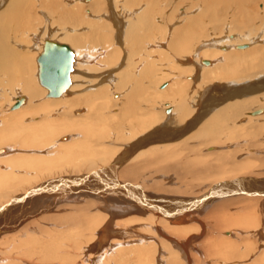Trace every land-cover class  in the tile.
<instances>
[{
	"label": "bare ground",
	"instance_id": "bare-ground-1",
	"mask_svg": "<svg viewBox=\"0 0 264 264\" xmlns=\"http://www.w3.org/2000/svg\"><path fill=\"white\" fill-rule=\"evenodd\" d=\"M166 1L0 0V245L20 235L0 246V264H191L189 252L203 228L195 213L215 196L221 203L249 196L241 214L222 221L262 235L264 153L255 149L256 140H264V82L254 78L264 74V17L253 13L255 0H191L187 7ZM113 4L123 11L115 14ZM45 5L54 14L38 12ZM39 13L49 23L29 40ZM57 20L69 28L56 27ZM104 27H112L109 38ZM49 43L74 53L71 85L59 97L49 96L40 79L39 59ZM223 139L238 142L222 153ZM203 153L218 157L200 176L212 182L198 197L212 190L210 196L145 195L163 187L157 177L180 186L181 195V174ZM83 196L111 204L90 217L79 207ZM34 200H41L36 220L58 207L76 214L57 218L51 233L34 237L28 230L19 234L23 227L15 222L2 223ZM159 226L181 246L167 248ZM242 233L226 231L204 242L205 264L215 255L219 264H248L251 236ZM34 253L39 262L24 258ZM260 253L253 264H264L263 248Z\"/></svg>",
	"mask_w": 264,
	"mask_h": 264
},
{
	"label": "rangeland",
	"instance_id": "rangeland-1",
	"mask_svg": "<svg viewBox=\"0 0 264 264\" xmlns=\"http://www.w3.org/2000/svg\"><path fill=\"white\" fill-rule=\"evenodd\" d=\"M33 1V0H32ZM35 1V0H34ZM48 1V0H47ZM63 2L64 1H72V0H62ZM123 1V0H122ZM168 1V0H167ZM166 1V2H167ZM171 1H174V0H171ZM181 2H184L183 3V7L184 6H190L191 5V0H180ZM187 1V2H186ZM257 1V2H256ZM41 3H42V1H41ZM40 3V4H41ZM69 3H72V2H69ZM253 6V8H255V11H254V9H253V13L255 12V13H259L260 12V16L262 17H264V14H263V11H262V9H263V5H264V0H255V2L252 4ZM47 8H45L44 10H42L41 8H39L38 9V12H41V11H43V12H45L46 14H48V15H52L51 14V12L54 14V12L53 11H51V8H50V6H48V5H45ZM113 6H114V4H113ZM121 8L123 9V6H121ZM121 8H117L116 6H114V9H113V11H114V13L115 14H117L119 11H123V10H121ZM168 9L169 8H167V11H168ZM51 11V12H50ZM166 11V12H167ZM263 14V15H262ZM118 15V14H117ZM239 15V14H238ZM40 16V17H39ZM237 17H239V16H237ZM254 17V16H253ZM36 18H41L42 20H38V22H36V21H34L33 22V33L34 34H32V33H30L29 34V40H32V38L34 37V35H35V33H39L40 31V29H42V28H45V24H47L48 25V23H46L45 21H44V17L43 16H41V13H39V14H37V17ZM52 18V17H51ZM50 18V21H51V23H53L52 22V19ZM242 19V18H241ZM244 19V18H243ZM242 19V20H243ZM36 20V19H35ZM126 21V20H125ZM257 21V20H256ZM260 22V21H259ZM252 23H254V21L253 22H251V24ZM34 24H35V26H34ZM39 25V26H38ZM61 25V26H60ZM107 25V24H106ZM38 26V27H37ZM56 27H58V28H61V29H65L66 27H68L69 28V26L70 25H63L61 22H59L58 20H57V22H56V25H55ZM35 30V31H34ZM103 31H105V34L106 35H108L107 37L109 38L110 36H111V31H112V27H104L103 29H102ZM107 32V33H106ZM257 33H261L262 34V32H261V30L260 31H258ZM113 34H114V36H115V38H116V31H115V29L113 30ZM162 34V35H161ZM258 34V35H259ZM167 35H168V33H167ZM162 37H164L163 36V33H159V35L158 36H156V40H158V41H162ZM168 37V36H167ZM101 40H102V35H101V37H99ZM90 42H91V40L90 39H88ZM107 40L106 39H104V41H98L97 40V43L98 44H105V42H106ZM167 40H165L163 43H165ZM100 42V43H99ZM108 42V41H107ZM124 43V42H123ZM18 44H20L21 45V43H18ZM101 44V45H102ZM166 44V43H165ZM22 45H24V43H22ZM103 46V45H102ZM128 51V50H127ZM127 53H131V51L129 52H127ZM137 57V56H136ZM130 58V57H129ZM134 58V57H133ZM138 58V57H137ZM135 60H137V59H135ZM129 63H130V60H129ZM126 65H128V63L126 64ZM129 68V67H128ZM127 68V70H129ZM131 70V69H130ZM32 74H33V72H32ZM118 81L120 80V77L119 76H116L115 77ZM257 79V80H256ZM254 80H255V82L257 81V82H259V84H263V82H264V74L262 75V76H260V77H255L254 78ZM220 84V83H219ZM220 86H222V84L220 85ZM212 88H214V86L212 87ZM158 90H159V88H157ZM13 92V89H11V93ZM212 95H214V93L213 92H207L206 91V94H205V96H208V97H210V96H212ZM172 96V95H171ZM171 96H167L166 97V99H170L171 98ZM172 99V98H171ZM208 100V98H206L205 99V101H207ZM261 104H263L262 102H260L259 104H258V106H261ZM256 106V105H255ZM257 106V107H258ZM258 123H256V125H257ZM260 124V123H259ZM262 139V140H261ZM237 140H235V139H233L232 141H226L225 139H223V140H221V146H219L218 148H219V151H222V153H224V152H226L227 151V148H226V146H227V144L228 145H230L231 144V146H232V148L236 145V143L238 142H236ZM239 141H242V140H239ZM249 141V140H248ZM257 145H256V147H259V148H261V149H259V148H256L255 150H257V151H261L262 153H264V143H263V137H260V138H258L257 140ZM224 142L226 143V142H228V143H226V145H224ZM234 142V143H233ZM236 142V143H235ZM245 142V141H244ZM241 143V142H240ZM154 144V143H153ZM153 144H151V143H149V144H147L146 146L147 147H145L146 149L147 148H149V145L150 146H152ZM259 144H263L261 147L259 146ZM243 146L244 145H246V144H242ZM200 146V145H199ZM201 147V146H200ZM199 147V148H200ZM208 147V146H207ZM252 147H254V146H252ZM206 149V148H205ZM259 149V150H258ZM140 150V149H139ZM235 150H237V149H235ZM205 153L207 154L208 152H207V150H205ZM221 153V152H220ZM218 157L217 156H214V157H209V155H205L204 153L202 154V155H196L195 157H192L191 158V168H190V170H188V171H185L183 174H181V176L183 175V178H185L184 179V181L186 180V183H185V186H184V188H181V190H180V193H181V195L179 194L178 195V193L176 192V190L177 189H175V188H178V187H180V186H178V185H174V186H172V185H169V184H167V182H164V181H161L162 179H161V177H157V178H159V182H163V187L162 188H158L157 187V185L155 186H153L150 190H147V191H149V192H147L148 194H145L146 196H150V197H155V196H153L154 194L157 196V197H161V198H163V199H165V198H172V199H174L175 200V198H177V197H179V196H181L182 198H188V197H190V198H202V199H204L206 196H210V193H213L212 192V190H209V191H207V192H204L201 196H203V197H198V192H199V190H201L200 188H207L209 185H211V180L210 179H201L200 178V176L201 177H206V176H203V170H204V168L206 167V163H212L213 162V160L215 161V159H217ZM219 158H221V157H219ZM211 161V162H210ZM203 162V163H202ZM201 163V164H200ZM167 165V164H166ZM201 171V172H200ZM190 173H192V174H190ZM119 174V173H118ZM144 174V175H143ZM143 176L141 175V177H140V179H139V181L138 182H140V181H142V180H145V179H142V178H144L145 176H146V174L147 173H144L143 172ZM171 176H173V175H171ZM118 177H119V175H118ZM218 178H220V177H222L221 175H220V177L219 176H217ZM157 178L156 177H153V178H151L152 180H157ZM187 178V179H186ZM189 178H190V180H189ZM191 178H193V180H191ZM151 179H149V180H151ZM157 182V181H156ZM188 182V183H187ZM190 184H191V187H190ZM193 184H194V186H193ZM138 185H140L141 186V184H137V186ZM193 186V187H192ZM142 187V186H141ZM143 188V187H142ZM156 189H158V190H156ZM113 190V189H112ZM187 190V191H186ZM195 190V191H194ZM220 191V190H219ZM176 192V193H175ZM185 192H187V193H185ZM189 192V193H188ZM206 193V194H205ZM217 193V192H216ZM184 194V195H183ZM159 195V196H158ZM220 198H218V197H216L215 196V198H213V199H210V202L208 201V202H206V203H204V201L203 202H201L200 204H199V211L197 212V213H195L196 214V218L195 219H197V222H200L202 225V227L203 228H201V232L202 233H200L199 232V234H198V237H199V239H198V241H197V243L195 244V246H194V250H191L189 253H190V259H191V264H205V261L207 260L205 257V255H204V253H205V251H204V249H203V247H204V245L206 244V243H204V242H207V240L208 239H213V238H219L221 235H223L226 231H232V232H234V231H236L237 229L239 230V233H242V232H245L246 230H242L236 223H233V220H232V222L231 221H229V223L227 222H224V221H222V219L223 218H225L226 216H228L229 214H231V215H233V216H236V214H241V212L240 211H242L243 210V208H245L246 206H248V204L249 203H246V202H244V201H246L247 200V198H250L249 196L247 197V195H245V196H239L238 198H235V199H228V200H225V201H223L222 203H221V201H222V199H223V197L222 196H219ZM185 198H184V201H185ZM212 198V197H211ZM251 198H253V197H251ZM82 199V198H81ZM81 199H79V201H78V204H79V207L80 208H82L84 211H86V212H89V216L90 217H92V216H96V214H98V212L100 213V212H102L101 210H102V208L103 207H105L106 206V204L107 203H109V204H111L110 202H106V201H101V200H98V199H95V198H89V197H84L83 196V199L81 200ZM171 200V199H170ZM194 200V199H193ZM232 200V201H231ZM235 200V201H234ZM263 200H264V197H263ZM263 200H261L259 203H261V204H259L258 206V208H259V210L260 211H262L261 212V214H262V226H261V228L259 229V231L260 232H262L261 234V236L260 235H258V234H254V233H251L250 232V234H249V232H247V234H249V236H251L250 238H249V240H248V242H246V244H247V249H248V246L251 244V247L253 248V249H251L250 251V254H252V255H250L246 260H248V264H253V261L254 260H256V259H258L259 258V256H260V251H261V249L263 248L264 249V208H263V210H262V206L261 205H264L263 203H264V201ZM114 202H116V200H113ZM162 201H164V200H162ZM166 201V200H165ZM173 201V200H172ZM228 201V202H227ZM41 202V200H39L36 204H35V200H34V202L33 203H28V204H22V205H18L19 207H17L16 208V210H14V211H12L9 215H8V218H7V216H4V218L5 219H3V222L2 223H5L6 221L8 222L9 221V223L11 222L12 223V225L13 226H15L14 224H16V225H18L19 226V229H21L22 227H23V229H22V231H20V233L19 234H22V233H26V232H28L29 231V235H30V232H31V235L34 237V235H41V233H42V230L43 231H45L44 233H43V235H46L47 234V232L48 233H51V229L54 227V224H56L55 222H56V220H58V219H61L62 217L64 218V216L66 217V216H68L69 214H76V212L74 213L73 211H71V209L70 208H65V211H64V209L62 210H60L59 209V207L56 209H54V210H52V213L49 215H47L49 218H54L53 219V221H51V224L48 222V221H46L45 219L46 218H48V217H44L45 219H42L43 217H41V218H39V219H37L36 220V217H35V210H36V208L38 207V209H40L39 207L41 206L40 203ZM171 202V201H170ZM27 203V202H26ZM217 204V205H215V204ZM11 203H9V205H10ZM169 204V203H168ZM167 204V205H168ZM171 204L172 205H175V203H172L171 202ZM186 203H184L183 205H185ZM230 204V205H229ZM165 205V204H164ZM187 205V204H186ZM7 206V205H6ZM200 206H202V207H200ZM5 207V206H4ZM205 207V208H204ZM52 208H54V207H52ZM59 209V210H58ZM228 209H230V210H228ZM176 210H178V209H176ZM201 210V211H200ZM228 210V211H227ZM233 211V212H232ZM30 212V213H29ZM45 215L46 213H43L42 212V215ZM154 214V213H153ZM188 214V213H187ZM191 214L192 213H190V216H191ZM41 215V216H42ZM27 216H30L29 218H27ZM26 217V219L23 221L22 219L23 218H25ZM58 218V219H57ZM130 220H132V219H130ZM38 221V222H37ZM13 222H15L14 224H13ZM21 222H23L22 223V225L20 226V223ZM37 222V223H36ZM1 223V224H2ZM49 223V224H48ZM26 224H28L27 225V227H24ZM29 224H30V226H29ZM86 222L84 223V227H86ZM138 225V222H135L134 223V225ZM38 227H37V226ZM142 224L141 223H139V225L138 226H141ZM236 225V226H235ZM48 226V227H47ZM52 226V227H51ZM160 227V226H159ZM231 227V228H230ZM27 228V229H26ZM162 230H164V226L162 227H160ZM28 230V231H27ZM139 231V233H140V230H138ZM165 231V230H164ZM41 232V233H40ZM89 231H86V233L85 234H87ZM142 232V234L143 235H149L148 233H144V231H141ZM167 231H165V232H163V237H161L162 239V241L164 242V243H166V245H167V248L169 247V245L170 246H172L173 245V243L176 245V246H181V243L180 242H172V241H174V240H172V237L170 236V235H168L167 233H166ZM35 233V234H34ZM165 233V234H164ZM90 234V232L87 234V235H89ZM214 234V235H213ZM243 235H247L246 233H242ZM252 234V235H251ZM220 235V236H219ZM18 236H20V235H14V236H8V237H5L1 242L2 243H7L6 245H4L3 246V244H1L0 246H2V248H4L5 249V247L7 246H9L10 245V242L15 238V239H19V237ZM237 237H238V235H236ZM235 236V239H233V242L235 241H237V237ZM166 237H167V239H166ZM253 239V240H252ZM221 240V239H220ZM26 241V240H25ZM43 241V240H42ZM169 241H170V243H169ZM253 241V242H252ZM44 242V241H43ZM9 243V244H8ZM254 244H255V246H254ZM175 245H173V246H175ZM201 245H203V246H201ZM18 246V245H17ZM6 247V248H7ZM208 247V246H207ZM261 247V248H260ZM196 248V249H195ZM255 249H257V251L254 253V251H255ZM253 250V251H252ZM18 250H15L14 252H13V254L12 255H17L19 252H17ZM162 252V251H161ZM194 252V253H193ZM8 253V252H7ZM24 253V252H23ZM195 253L197 254V255H195ZM198 253H200V254H198ZM9 254V253H8ZM7 254V255H8ZM29 254V253H28ZM14 255V256H15ZM158 255V254H157ZM164 254H162V256H163ZM194 255V256H193ZM22 257L24 256L23 254L21 255ZM159 256V255H158ZM162 256L160 257V258H162ZM195 256H197V257H195ZM195 257V258H194ZM219 257H221L220 255L219 256H212L211 257V259L209 258L208 260H210V261H212V262H210L211 264H219V261L218 260H220L219 259ZM24 258H28L29 260H33V262H35L34 260H36L37 259V261L39 260L40 261V256L39 255H35V253L34 254H32V256H30V258L29 257H27V256H24ZM255 258V259H254ZM197 259H199V260H197ZM217 259V260H216ZM38 261V262H39ZM199 261V262H198ZM218 261V262H217ZM24 262H27V261H24ZM208 263V262H207ZM157 264H164L163 262H161V260H160V262L159 263H157ZM166 264V263H165ZM184 264H188V263H184ZM209 264V263H208Z\"/></svg>",
	"mask_w": 264,
	"mask_h": 264
},
{
	"label": "water",
	"instance_id": "water-1",
	"mask_svg": "<svg viewBox=\"0 0 264 264\" xmlns=\"http://www.w3.org/2000/svg\"><path fill=\"white\" fill-rule=\"evenodd\" d=\"M39 61L41 83L49 89V96H61L71 85L73 51L67 45L49 43Z\"/></svg>",
	"mask_w": 264,
	"mask_h": 264
}]
</instances>
